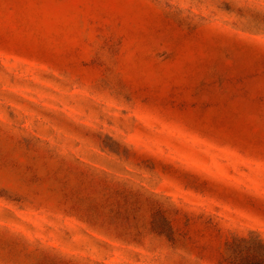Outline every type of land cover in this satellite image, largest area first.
Returning <instances> with one entry per match:
<instances>
[{
	"label": "rangeland",
	"instance_id": "obj_1",
	"mask_svg": "<svg viewBox=\"0 0 264 264\" xmlns=\"http://www.w3.org/2000/svg\"><path fill=\"white\" fill-rule=\"evenodd\" d=\"M264 240V0H0V264H224Z\"/></svg>",
	"mask_w": 264,
	"mask_h": 264
},
{
	"label": "trees",
	"instance_id": "obj_2",
	"mask_svg": "<svg viewBox=\"0 0 264 264\" xmlns=\"http://www.w3.org/2000/svg\"><path fill=\"white\" fill-rule=\"evenodd\" d=\"M252 235L234 236L226 243L224 264H264V240Z\"/></svg>",
	"mask_w": 264,
	"mask_h": 264
}]
</instances>
